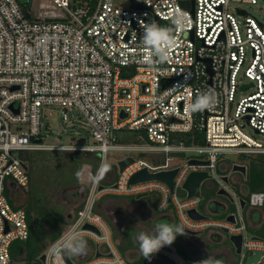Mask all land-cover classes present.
<instances>
[{"label": "built area", "instance_id": "2783aa9c", "mask_svg": "<svg viewBox=\"0 0 264 264\" xmlns=\"http://www.w3.org/2000/svg\"><path fill=\"white\" fill-rule=\"evenodd\" d=\"M48 1L56 13L30 16L19 0H0V264H31L20 260L11 246L29 237L27 212L19 205L30 182L25 155L36 150L88 151L101 157L98 169L90 173L84 205L45 251L46 264H67L59 249L72 231H83L86 239L104 245V255L94 254L84 264H128L96 207L105 195L143 192L153 193L156 211L172 210L184 228L241 235L242 251L234 264H244L249 252L264 251V237L250 234L241 206L245 199L264 217V190L240 194L234 185L242 181L231 180L234 164L229 174L219 171L225 152L264 155V141L245 130L248 125L264 135V24L241 6L258 0H144L145 9L132 7L129 0L126 6L116 0ZM156 18L161 27L173 29L174 43L165 49L166 60L152 57L149 64L141 60L150 51L138 47L141 21ZM176 19L182 22L179 26L173 25ZM209 90L214 104L189 111L198 94ZM43 105L60 106L65 121L69 108L78 109L91 126L94 142L65 144L57 137L58 143H45L43 132L49 125L42 117ZM122 129L142 131L139 142H118ZM194 131L205 134V143L185 142L184 136ZM114 149H136L150 161L132 156L133 162L103 184L108 152ZM186 153H191L187 159L171 164L178 159L174 154ZM144 167L151 172L178 168L174 188L161 180L130 184ZM192 171L208 172L203 183L215 180L212 186L217 193L223 189L230 194L234 208L223 217L203 213L202 194L188 197L183 189ZM190 209L206 217L193 218ZM85 223L101 234L84 229ZM159 252L172 264L191 262L174 244ZM258 263L264 264V254Z\"/></svg>", "mask_w": 264, "mask_h": 264}, {"label": "trees", "instance_id": "16d2710c", "mask_svg": "<svg viewBox=\"0 0 264 264\" xmlns=\"http://www.w3.org/2000/svg\"><path fill=\"white\" fill-rule=\"evenodd\" d=\"M95 1L92 0L93 3ZM140 133L143 132L122 129L118 135V142H139L137 136ZM184 137L187 144L205 143L203 132L194 131L187 133ZM252 158L254 159L249 163L244 181L251 191L264 190V155ZM25 159L30 182L19 206L27 212L29 237L24 241H15L11 247L12 252L19 255L20 260L31 264H43L41 255L51 243L61 237L62 225L71 223L78 210L84 205L89 188L80 181L83 165H91L95 172L100 166L101 157L88 151L36 150L27 153ZM111 165L116 169L115 164L111 163ZM102 183L107 184L108 177L104 178ZM66 195H73L78 199L84 198L76 205L74 214L68 213L67 203L72 201L67 199ZM136 234L137 230L131 227L120 233L122 243L118 247L121 253H125V247L130 244V238ZM135 245L138 247V244L135 243ZM181 252L189 258L186 252L182 250ZM130 263L149 264L142 255L131 259Z\"/></svg>", "mask_w": 264, "mask_h": 264}, {"label": "rangeland", "instance_id": "374dc122", "mask_svg": "<svg viewBox=\"0 0 264 264\" xmlns=\"http://www.w3.org/2000/svg\"><path fill=\"white\" fill-rule=\"evenodd\" d=\"M116 3H119L121 5H127V0H116ZM248 13L251 15L255 16L260 22L264 24V0H258V3L256 4H241ZM58 10L55 9V7L52 6L50 1L48 0H34L33 1V6L31 10H28L30 16H41L45 14H53L56 13ZM246 91H243L242 93H238V97L240 95H245ZM42 112V117L45 123L49 125V129H44V137L43 141L48 144H54L58 143L57 137H60V142L65 143V144H87V143H92L94 142V139L92 137L91 133V126L85 116L81 114V112L76 109V108H69L67 110V113L69 114V120L65 121L62 117L63 110L60 106L56 105H43L41 108ZM249 134L257 138L258 140L264 141V135L261 134H256L253 129L250 126H246L245 129ZM69 152V151H68ZM70 152H76V151H70ZM189 154L191 153H186V154H174L176 158L178 159H173L171 161L172 165H175L177 163H181L183 160L187 159L189 157ZM126 156H133L135 158H146L147 160L148 157H145L143 154L140 153V151L136 149H114L110 150L108 152V157H107V167H106V175L105 178H114L116 176V172H118V166H117V161L120 160L121 158H124ZM221 160L222 162L220 163V173H225L229 174L231 172V165L239 162L249 167V163L252 159L251 157H245V156H239L236 153H229L225 152L224 154L221 155ZM111 163L116 165V169L111 165ZM226 164H228V167H226ZM117 170V171H116ZM223 171V172H222ZM91 172L92 166L89 164L83 165L81 169V175H80V181L85 184L87 187H89V183L91 182ZM231 180H233V177H240L243 178L244 175H242L240 172H231ZM215 182V180H207L203 183L202 188H201V194H202V201L201 204L199 205V209L205 213L208 214L209 216H214L207 207L213 209L216 207V205L212 202V199L218 196H221L224 201L227 203L229 211H231L234 208V203L228 198L225 197L224 195H219L217 193V187L216 185L212 186V184ZM211 184V185H210ZM237 188V191L240 194H243L246 196L248 192V187L247 185L242 181V182H235V185ZM153 193L149 194L146 197H142V200H147V201H152L153 200ZM67 199L71 200L72 203H67L69 208H68V213L74 214L75 212V207L78 203L82 202V198L78 199V197L73 196V195H66ZM87 197V196H86ZM85 197V199H86ZM115 196L111 195H105L101 198V200L98 202L100 203L98 205V211L104 214H106L110 219H112L113 225H111L112 230L115 231L116 236L120 237L119 233L121 232L120 229V223L122 221H125V218L122 217L121 213L116 214L114 212V209L112 207L114 206L115 201L118 199L115 198ZM117 198H123V199H128L130 201L136 202V205H140L139 199L136 198L135 196H129V195H124V196H118ZM21 199V198H20ZM24 199V197H23ZM77 201V202H76ZM65 202V201H64ZM67 202V201H66ZM65 202V203H66ZM75 202V203H74ZM250 209L249 206L246 207L245 213L246 215L248 214V210ZM227 210V212H228ZM113 211V212H112ZM176 216V214H175ZM260 218V213L258 210H254L253 212V222L258 221ZM107 221H109L108 218H106ZM134 220V218H132ZM110 222V221H109ZM129 221L125 223V225L128 224ZM176 223H179V220L176 216ZM68 224V223H67ZM66 224H63L62 227H65ZM114 226V227H113ZM249 232L250 234H261L264 235V230L257 229L256 227H249ZM198 235H194V237H197ZM203 238V236L201 237ZM103 244H101L100 249L103 248ZM224 247L231 248L230 253L236 259L234 258L232 261L237 262V258H239V255L235 252V250L232 249V243L227 242ZM183 251V250H182ZM181 252V249H180ZM185 252V251H184ZM182 253V252H181ZM264 251H259L256 250L254 252H249L247 253V256L245 258L244 264H257L259 260L263 258ZM122 255L127 259L128 264H131L128 258L126 257L125 253H122ZM95 257L94 255L89 257L88 259L82 260V259H77V257H72V259L79 264H84L85 261L92 259ZM188 258V257H187ZM192 259L194 261H201V259H196L194 256H192ZM51 264H53L51 262ZM151 264V261H150ZM159 264H169L165 262H161Z\"/></svg>", "mask_w": 264, "mask_h": 264}, {"label": "clouds", "instance_id": "9594fccd", "mask_svg": "<svg viewBox=\"0 0 264 264\" xmlns=\"http://www.w3.org/2000/svg\"><path fill=\"white\" fill-rule=\"evenodd\" d=\"M182 22L179 19L173 20L174 26H179ZM143 35L139 39L138 47L150 51L149 55L142 57L141 62L153 63L152 57H157L158 62L167 59L165 49L174 43L173 29L171 27H161L159 23L153 21L144 23L141 21ZM213 92L211 90L198 94L196 101L190 105L189 111L195 112L205 108H210L214 103ZM216 102V97H215ZM161 204L160 208L163 209ZM185 235V228L182 223L160 222L154 226L153 232L140 231L135 236L139 252L144 259L151 261V258L163 247L171 246L177 236ZM59 252L64 256L82 257L88 252V241L83 231H72L63 239ZM122 264V262H121ZM197 264H224L220 259L207 257Z\"/></svg>", "mask_w": 264, "mask_h": 264}, {"label": "water", "instance_id": "95a60500", "mask_svg": "<svg viewBox=\"0 0 264 264\" xmlns=\"http://www.w3.org/2000/svg\"><path fill=\"white\" fill-rule=\"evenodd\" d=\"M19 1L21 4L25 5L28 10L31 9L32 0H19ZM129 2L132 5V7H134V8H139V9L147 8L144 0H129ZM156 22L159 23L158 18H156ZM125 116H126V114H122V117H125ZM133 160H134L133 157L129 156V157H126V158L118 161V163H117L118 170L123 171L127 165H129L131 162H133ZM190 162L191 163H199V162H204V161L198 160V159H191ZM177 171H178V168H174L171 170H161V171H157V172H151L147 167H144L142 170H140V171H138L132 175V177L130 179V184H135V183H140V182H145V181H150V180H161V181L165 182L166 184H168L171 187V189H173L174 188V177H175ZM232 171L233 172H240L246 176L247 166L244 164L235 163L232 167ZM209 177H210V174L206 171H203V172L202 171H192L188 175V177L186 178V180L183 184V189L187 192V196L188 197L200 196L201 195V185H202L203 181ZM223 179L227 183H229V181H230L228 175H224ZM102 187H103V185L100 186V188H102ZM218 194L227 196L229 199L232 200L230 194H228L223 189L219 190ZM148 195H149V192H143V193L137 194L136 198L140 199V198L146 197ZM219 205H221V204H219ZM241 206L243 209H246L247 201L245 199H241ZM188 213L190 214V216H192L193 218H196V219H203L206 217L205 215L199 213L198 210H196V209H190L188 211ZM252 213H253V210L249 209L248 210V217L249 218H251ZM228 219L230 221H233V222L235 221L234 215H229ZM83 228L92 230L99 235L101 234V231L96 226H94L90 223H85ZM222 232L227 234L226 238H228L229 241L232 243V245L235 247V252L237 254H240L242 251V236L241 235H235V234L229 235L227 229H224ZM185 233L191 234V235H198L201 232L192 231V230L185 228ZM255 238H257V237L255 236ZM96 246L98 248L99 243H97ZM100 255H104V253H102L98 250L97 253L95 254V256L98 257ZM109 255H111V254H109ZM63 257H64L67 264H79L78 262L74 261L72 259V257L69 258V257L64 256V255H63ZM40 259L43 262V264H46L47 254L43 253L41 255ZM190 264H197V262L191 261Z\"/></svg>", "mask_w": 264, "mask_h": 264}, {"label": "crops", "instance_id": "0c3cea01", "mask_svg": "<svg viewBox=\"0 0 264 264\" xmlns=\"http://www.w3.org/2000/svg\"><path fill=\"white\" fill-rule=\"evenodd\" d=\"M113 179H115V177L114 178H111V177L108 178V182H111ZM242 181L244 183H246L244 180H242ZM111 196H115V198H117L118 196H124V195H111ZM130 196H135V195H130ZM215 198H213V199H215ZM124 200H128V199H124ZM222 201H223V204L224 205L223 204H221V205L218 204L213 209L207 207L208 210L214 216H216V217H223L225 215L227 209L229 208L228 205H227V203L224 201V199H222ZM143 202L144 201H140L139 203L141 204ZM99 204L100 203L97 204V211H98V205ZM250 209H252L253 212H254L255 209L258 210L259 213H260V218H259L258 221L253 222V219H252L253 218V213H252L251 218H249L248 217V214H247V218H248V221H249V227L251 226V227H256L257 229L264 230V217L262 216V211L260 209L254 208V207H250ZM132 218H134V220H132ZM127 221H129V222H128L127 225H125V223ZM160 222L176 223L175 213L172 210H168V211L163 212V213H159V212L156 211V214L153 213V214L148 215L147 212H145V214H144V209H141V210L138 211V213L134 217H128V218L125 219V221H122L120 223V227L122 228V229H120V231L122 232V231H124V230H126V229H128V228L131 227L133 229H136L137 230V233L140 232V231H145V232L151 233L154 230V226L157 223H160ZM70 225H71V223H68V224L66 223L65 227H62L63 231L68 230V228H69ZM219 232H221V231L209 229V230H206L204 232H201L199 235L203 236L206 239V241L213 243V242H215V237L217 236V234ZM112 233H113L112 235L114 237V240L118 243V245L120 243H122V238L116 236L114 230L112 231ZM251 235L254 236V237L255 236L256 237H264V235H261V234H258V233L251 234ZM135 236H133L132 238H130V240H129L130 241V244L125 247V254H126V257L128 258L129 261L131 259L137 258V257H139L141 255L140 252H139V248L137 247V245H135V243H136L135 242ZM177 238H179V239L182 238V240H185V238H187V239L194 238V235L185 233V235H183V236H177ZM177 238H176V240H177ZM176 240L174 241L173 244L177 247L178 251L180 252V248L176 244ZM232 247L235 250V247L233 245H232ZM210 250H211L210 251V254L208 255L209 257H214V258L220 259V260H222L224 262V264H234V263H236V262H233L232 261L234 258L236 259V257H234L233 255H231V253H230L231 248H227V247H224V246H219L217 244H211ZM190 252L193 253V256H194L195 252H193L192 250H190ZM181 254L183 255V253H181ZM188 256H189V258H187L186 256L185 257L187 259H190L191 261H194L190 255H188ZM89 257H91V256H89ZM88 258H83L82 260H85V259H88ZM148 262L150 264V261L149 260H148ZM161 262H165V263L172 264L167 259V257L165 256V254L164 253H161V252L156 253L151 258V264H159Z\"/></svg>", "mask_w": 264, "mask_h": 264}, {"label": "flooded vegetation", "instance_id": "af4514ba", "mask_svg": "<svg viewBox=\"0 0 264 264\" xmlns=\"http://www.w3.org/2000/svg\"><path fill=\"white\" fill-rule=\"evenodd\" d=\"M244 178L245 177H243V178L237 177V179L241 180V181L244 180ZM149 194H151V193H149ZM116 199H118V200L115 201L114 206L112 207V209L115 208L114 212L116 214L121 213L122 217L125 218V219L128 218V217H134L138 213V211L141 210V209H144V214H145V212H147L148 215L153 214V213L156 214V211H155L156 210L155 209L156 198H155L154 195H153V200L152 201L142 200V198H141V201H144V202L141 203L140 205H136L137 201L133 202V201H130V200H124L122 198H116ZM222 199L223 198L221 196H218L215 199H212V202L215 205L223 204ZM139 201H140V199H139ZM96 209H97V207H96ZM100 214L102 215V213H100ZM103 217H104V219L106 221H107L106 218L109 219L110 222L107 221V223H108V225L111 228V225H113L112 219H110L106 214H104ZM111 230H112V228H111ZM201 237L202 236L199 235L197 237L190 238V239L185 238V240H182V238H180V239L177 238L176 244L178 245V247L181 250L185 251L186 254L190 255L191 257L193 256V253H191L190 250L195 252L194 257L196 259L203 260V259L209 257L208 255L210 254V251H211L210 250L211 244H217L219 246H224L227 242H230L229 239L226 238L227 234L223 233L222 231L217 234V236L215 237V242H213V243L208 242V241H206V239L204 237L203 238H201ZM87 241H88V252H87V254L85 256H82V257H77V259H83V258H88L89 256H93L94 254L97 253L98 250L103 253L104 249L103 248L100 249L101 243L96 242L93 239H87ZM97 243H99V247L98 248L96 246ZM116 244H117V246H119L117 242H116ZM118 249H119V247H118ZM232 249H233V247H232ZM196 262H198V261H196Z\"/></svg>", "mask_w": 264, "mask_h": 264}]
</instances>
